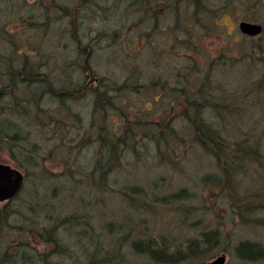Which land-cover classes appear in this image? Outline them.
Returning a JSON list of instances; mask_svg holds the SVG:
<instances>
[{"label":"trees","instance_id":"trees-1","mask_svg":"<svg viewBox=\"0 0 264 264\" xmlns=\"http://www.w3.org/2000/svg\"><path fill=\"white\" fill-rule=\"evenodd\" d=\"M66 1L73 2H52L51 20L38 13L26 39L0 23V83L19 68L44 72L59 91L52 95L42 81L17 78L16 97L0 107V158L24 171L19 193L0 203V264H140L139 256L145 264H205L228 251L235 234L229 222L264 230L263 132L248 126L257 123L255 114L244 113L254 109L264 119V57L256 73L250 52L219 53L214 67L213 59L203 62L206 39L218 33L220 0H104L84 10L74 6L71 15L77 0ZM73 18L96 24L97 80L85 90L83 60L65 40ZM243 63L245 74L238 70ZM229 69L236 74L226 77ZM46 98L58 102L50 106ZM19 117L51 134L46 149L20 135ZM192 158L210 167L193 191L180 186L163 193L165 174L136 179L154 164L181 171V162ZM117 171L135 176L119 185ZM192 198L196 206L185 203ZM115 202L129 214L114 220L102 213L107 220L100 223L94 213ZM159 208L173 223L166 218L159 232L145 230L140 209L152 215ZM97 230L105 237L100 242ZM230 248L235 262L226 264L264 262L261 240L237 237Z\"/></svg>","mask_w":264,"mask_h":264},{"label":"rangeland","instance_id":"rangeland-1","mask_svg":"<svg viewBox=\"0 0 264 264\" xmlns=\"http://www.w3.org/2000/svg\"><path fill=\"white\" fill-rule=\"evenodd\" d=\"M254 1L259 2L262 0H220L219 1L218 4L223 5L224 12L218 14L219 17L221 16L222 17L221 19H216V22L220 24L225 22L226 24L224 26L222 25V27L217 28V30L219 31L218 33L212 32V34H210L209 37L206 39V41L207 40L211 41V43H209V49H210L209 53L211 54V59H213L212 67L216 66L220 60V58L217 57V55L225 51L226 55L230 57H238L240 53H242L243 55H246L250 52L249 56H252L255 66H256V68L254 67V73L258 72L262 68L263 63H262L261 58L264 57V41H258V40L253 41L252 39L243 40L242 38L238 36L235 30V23H236L235 19L238 20V18H240L242 15H244L245 13H249V12H251V15H254L253 13L257 14L256 19H260L264 24V3H256L257 5H255V8H253L252 4ZM59 2H61V4H65L64 3L65 0H53V4L59 3ZM66 6H67V1H66ZM23 12H24L23 7L15 9L14 11H11V10L9 11L7 6H4L2 9H0V22L6 21L5 23L7 25L6 28H7L8 34L18 35L20 40L26 39V35L33 34V31L30 27H28V24L32 22L33 20H35L32 13H30L29 15H26ZM16 16H18L19 18L21 16L22 22L26 20L24 28L18 26L16 30H14L15 27L13 25L18 24L17 22L18 19L16 18ZM9 24L10 26H8ZM230 28H234V30L231 32L230 35H227L226 32L227 31L230 32ZM33 36L34 35H32L31 37ZM249 56H246V58H248ZM208 59H210V57ZM247 67L248 66L245 65V63H243L241 67L242 69H238V70H242L241 73L245 74L244 71L247 69ZM224 73H226V77H230L231 76L230 73L236 74L235 69L226 70V72L224 71ZM222 74L223 73H220L219 75H222ZM214 75L218 76V80L221 79V76L217 74H214ZM235 80L236 78L233 77L231 79V82L233 83ZM45 100L52 102L50 106H53L54 103L58 102L55 99H49V98H46L43 101ZM136 104H138V101L136 102ZM149 105L150 103L148 102L146 103V105H143V106H145L146 108ZM50 106H48V108H44L43 110L44 111L51 110ZM244 113L246 115L255 114V116L252 118V121H257V123L249 124L248 126L254 125L258 131H262L263 132L262 141H264V119H263L262 113L254 109L253 110L245 109ZM45 118H46L45 116H42V118L40 117V120L42 121L41 123H45L43 121L45 120ZM26 122L27 121H23L22 117H19V120H17L20 135H23V136L27 135V137L29 138L28 140L32 142H34V140L36 139L37 142L40 145H42V146H38L41 151L44 148L46 149V146L52 140L51 134L48 131H46L44 127H39L37 126V124L36 125L27 124ZM245 129H246V126H244L241 129L242 134L245 133ZM4 156L5 157L2 159L8 160L6 155ZM129 160L133 162H139V160L135 156L131 157ZM181 165L182 166L184 165L182 168L183 170L178 171V169L177 170L166 169L162 165H160L161 166L160 168L159 166H156V164H154L153 166L146 167L148 170H151L149 171L148 174L143 175L139 170L136 176V179L141 183H145V181L147 180L146 179L147 177H149L151 180L158 181L157 177L159 176V174H165L166 177L163 179L161 183V191L163 193L172 191L180 186H186L193 191L195 184H197L198 186L199 174L208 171V169L210 168V167L208 168L209 163L208 162L206 163V161L202 158L201 160L194 159V158L189 159V160L185 159L181 162ZM70 167H71V170H74V171L78 169V167H76V162L74 166L71 165ZM28 168L30 170V167ZM115 175H116V178L118 179L117 184L119 185L123 184L129 178L131 181L133 177L135 176L133 173H131L130 175L129 173L121 172V171L115 172ZM247 184L248 182H245V184H240V187L243 188V185H247ZM262 191L264 194V189ZM43 193L44 191H42L39 194V196H42ZM196 202H197V199L192 198V199L187 200L185 203L190 204L192 206H196ZM206 202H208L207 199H206ZM66 205H68L67 202H66ZM213 209H215V207H213ZM98 211L99 212L94 213L95 216L98 215L97 217H99L100 214L107 213V214H111V218H113L114 220L117 219L118 214L120 216L129 214L127 210L122 208L116 202L112 203L109 207L107 205L106 207H103L102 209H99ZM140 213H143V214H141L139 217L147 218L146 220L143 218L145 220L144 228L145 230H149L150 232L151 231L159 232V228L162 223H165L166 218L168 219V223H171V224L173 223L170 220L171 219L170 216L166 215L164 209L162 208H159V210L156 211V213H152V215L145 214L142 209H140ZM196 214L202 215V214H206V212L199 210V211H196ZM131 216L135 217V214L132 212ZM193 216L194 215H191V217ZM13 218H16V217H13ZM224 218L226 219V217ZM106 220L107 219H105V216L101 217L100 215V219H99L100 223L101 222L104 223ZM226 225L227 227H232L231 231L235 233L234 236L229 241L226 242L228 243V247H229L228 251L225 252L227 254V262H231V263L235 262V256L232 253L230 246H233V244L237 240V237L240 239L248 238L249 240H253V241H256L258 239L264 243V230L260 231V229H257L255 227H252V228L249 227L247 229L246 228L240 229V228H237L238 226H240V224H237L234 221L229 222ZM247 226L249 225H246V227ZM116 228H117V223L116 225H113L112 227L113 234L115 233L117 234V232H114ZM174 230L175 228L173 227L171 230L173 234H174ZM94 233L97 235V237L95 238L96 240L98 238L99 242L105 239V237H101L100 232L98 230L95 231ZM94 233L92 235H94ZM83 241L86 242V238H84ZM136 260L140 264H145V262L142 260V257L140 256L136 257ZM236 262H237V259H236ZM261 264H264V262H262Z\"/></svg>","mask_w":264,"mask_h":264},{"label":"flooded vegetation","instance_id":"flooded-vegetation-1","mask_svg":"<svg viewBox=\"0 0 264 264\" xmlns=\"http://www.w3.org/2000/svg\"><path fill=\"white\" fill-rule=\"evenodd\" d=\"M52 2L53 0H0V9H2L4 6H7L8 10L10 11H14L15 9H18L20 7L24 8V14L29 15L30 13L33 14L34 19L36 18V15L38 13H43L45 20H51V13H52ZM74 2V0H73ZM73 2H68L67 5H71ZM102 2H104V0H77L75 5H71L70 8L68 7V11L69 14H73V10L75 9L74 6H77V8H80L82 10H84L87 6L89 5H99ZM256 3H264L263 0L259 1V2H253L252 7L255 8V5H257ZM96 7V6H95ZM90 11V10H88ZM81 13V11H80ZM254 15H251V12L249 13H245L244 15H242L240 18L235 19V30L236 33L238 34V36L240 38L244 39H252L253 41H264V24L260 19H256L257 14L253 13ZM16 18L18 19L17 22L18 24L13 25L15 27L14 30H16V28L18 26L24 28L25 27V21L22 22V20L16 16ZM35 21V20H33ZM32 21V22H33ZM5 22V21H3ZM29 22V21H28ZM240 22H247V23H253V24H259L261 29L259 31V33L255 34V35H250L247 33L242 32L239 28H238V23ZM4 24V23H3ZM223 26L226 24L221 23ZM96 24L92 21L91 23L86 24V22L84 23L80 18H78V20L76 19V22L74 21V18L71 22L70 25V29L68 27V32H69V37L70 39H68L66 37V42H71L72 44L75 45L76 51L78 52V59H84V56L86 55V53L90 52L89 55V61L94 60L95 56H94V49L92 47L93 42L96 40L93 37V35L96 32ZM5 26V24H4ZM10 26V24L8 25ZM7 27V25H6ZM88 28H90L92 31H88V33L92 32L89 35L92 36H86V31L88 30ZM234 30V28H230V32H226L227 35H230L231 32ZM28 41V40H26ZM203 46V44H202ZM204 48L205 50H208V53L205 54L204 59L205 61H211V54L209 53L210 49H209V44H204ZM210 57V59H208ZM84 64V63H83ZM93 68V65L90 64ZM84 71L86 72L85 69V65H84ZM1 72V71H0ZM40 75L45 74L44 72H38ZM95 75V72H94ZM21 77V71L18 68H14L12 69V71L9 74V78L10 81L6 84L3 85L0 83V89L5 88V91H0V107H2L3 104H9L11 101L14 100V98L16 97L15 94V89L17 86V78L20 79ZM21 80V79H20Z\"/></svg>","mask_w":264,"mask_h":264},{"label":"water","instance_id":"water-1","mask_svg":"<svg viewBox=\"0 0 264 264\" xmlns=\"http://www.w3.org/2000/svg\"><path fill=\"white\" fill-rule=\"evenodd\" d=\"M240 28L242 31L250 34H254L259 30L258 25H251L249 23H243V22L240 23ZM88 55L89 54L85 56L84 62L87 69L90 70L88 64ZM92 79L93 77L90 76L88 83ZM51 92H53L52 89ZM22 182H23V174L19 168L12 166L9 163L0 161V201L13 198L21 189ZM224 262H225V254L220 253L211 260L207 261L206 264H224Z\"/></svg>","mask_w":264,"mask_h":264},{"label":"bare ground","instance_id":"bare-ground-1","mask_svg":"<svg viewBox=\"0 0 264 264\" xmlns=\"http://www.w3.org/2000/svg\"><path fill=\"white\" fill-rule=\"evenodd\" d=\"M1 23V22H0Z\"/></svg>","mask_w":264,"mask_h":264}]
</instances>
